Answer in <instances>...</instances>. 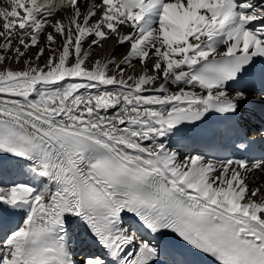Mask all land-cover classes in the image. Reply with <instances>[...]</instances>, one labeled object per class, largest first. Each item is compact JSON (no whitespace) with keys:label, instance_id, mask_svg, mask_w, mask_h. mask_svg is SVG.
I'll list each match as a JSON object with an SVG mask.
<instances>
[{"label":"snow or ice","instance_id":"6c2138e0","mask_svg":"<svg viewBox=\"0 0 264 264\" xmlns=\"http://www.w3.org/2000/svg\"><path fill=\"white\" fill-rule=\"evenodd\" d=\"M258 60L264 0H0V264H264Z\"/></svg>","mask_w":264,"mask_h":264},{"label":"bare ground","instance_id":"6f19581e","mask_svg":"<svg viewBox=\"0 0 264 264\" xmlns=\"http://www.w3.org/2000/svg\"><path fill=\"white\" fill-rule=\"evenodd\" d=\"M117 51H118V52H123L124 49L121 48V49H118ZM172 87L174 88L175 86L173 85Z\"/></svg>","mask_w":264,"mask_h":264}]
</instances>
